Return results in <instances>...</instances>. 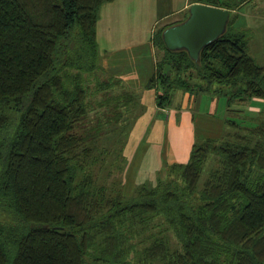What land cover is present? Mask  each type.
Listing matches in <instances>:
<instances>
[{
  "label": "trees",
  "instance_id": "16d2710c",
  "mask_svg": "<svg viewBox=\"0 0 264 264\" xmlns=\"http://www.w3.org/2000/svg\"><path fill=\"white\" fill-rule=\"evenodd\" d=\"M113 1L0 0V264H132L129 236L157 217L176 249L164 231L151 234L140 264H264V66L247 53L237 16L196 60L165 47L162 33L177 23L156 28L145 89L160 110L180 90L226 97L228 112L261 100L259 116L226 120L220 139L194 141L185 163L168 166L169 180L142 184L129 200L121 182L98 185L88 170L101 138V123L78 132L91 81L96 93L119 87L100 67L96 40L100 8ZM122 90L100 105H129L133 94Z\"/></svg>",
  "mask_w": 264,
  "mask_h": 264
},
{
  "label": "rangeland",
  "instance_id": "374dc122",
  "mask_svg": "<svg viewBox=\"0 0 264 264\" xmlns=\"http://www.w3.org/2000/svg\"><path fill=\"white\" fill-rule=\"evenodd\" d=\"M217 1L211 0L212 3ZM246 1L239 9L234 10L236 13H232L231 16H237L235 26L242 30H245L242 28L245 27V24L250 25V20L255 21L256 18L263 20L258 21L252 30L246 31L249 33L248 41L251 47L247 49V53L253 57L256 63L264 66V0ZM160 2L164 3V0H160ZM185 3L186 0H174V2H168L162 6L161 9L164 11L174 9L178 12L165 21L166 25L182 23L186 20L190 7L182 10ZM136 50H134L133 56L139 57L141 64L138 62L133 65L128 63L124 68L116 64L115 69H126V73L139 74L141 68L145 67V60L149 62L152 57L155 59V54L152 56L146 48ZM105 57L106 54L99 52V62L102 68L104 67L101 65V61ZM108 59L111 58L108 57ZM102 80L104 81V79ZM120 81L122 82V80ZM91 82L92 107L78 132L85 133L101 123V138L95 142L97 150L93 151L90 158L92 162L95 158L99 161H95L94 164L91 163L88 170L95 176L98 185L109 187L112 183L121 182L122 195L128 200L135 196L136 189L140 185L145 184L147 188H151L157 182H165L170 179L168 166L177 164L163 156L168 138L167 114L170 111L173 113L176 124L179 123L181 114L187 113L186 116L191 119L189 124L194 132V141L201 143L206 139H220L227 129L226 120H232L236 124L245 122V125H249L246 122L250 120L244 121V119L259 116L262 105V102L251 101L250 104L242 105L241 112H228L226 97H218L214 93H205L196 96L194 100L189 96V103L182 108L181 99L178 96L183 92L177 90L172 93L171 105L167 110L165 109L166 111L161 112L155 108L153 91L138 86L133 89L134 99L129 105H122V99L116 104L113 100L106 105H100L106 96L119 95L121 89L114 86L107 92L96 93L94 87L97 84L94 80ZM123 83L125 82L123 81ZM89 147H92L91 143ZM98 150L101 151V154L98 153ZM205 174L204 170L198 184L203 182ZM149 228L139 236H129L130 240L127 244L131 247L128 254L130 263L140 264L142 249L148 245L147 238L151 234H159L161 230L167 236L170 246L176 249L173 232L168 230L163 218H153Z\"/></svg>",
  "mask_w": 264,
  "mask_h": 264
},
{
  "label": "crops",
  "instance_id": "0c3cea01",
  "mask_svg": "<svg viewBox=\"0 0 264 264\" xmlns=\"http://www.w3.org/2000/svg\"><path fill=\"white\" fill-rule=\"evenodd\" d=\"M226 1L218 0L220 3L217 5L219 6H211L220 7ZM241 1H243L242 5L247 2L246 0ZM162 2L160 0H114L111 3L102 5L100 8L96 25V40L99 52L106 54V57L101 61V65L110 78L119 81V89H124L122 91L133 94L135 86L145 88L148 79L154 72L156 57L155 59L152 57L149 62L145 60V67L141 68L139 74L126 73V69L121 70L117 67L115 69L114 66L117 64L124 68L128 63L133 65L138 62L141 64L139 57L133 56L136 49L146 48L154 56L155 49L151 43L154 30L165 25V21L170 16L178 13L174 9H168V11L161 9L164 4L172 3L174 0H164V3ZM196 3L210 5L202 0H186L182 10ZM220 8L228 10L230 14L236 13L224 7ZM258 21L263 20H260V18H256L255 21L250 20V25L245 24V27L242 28L250 31L257 25ZM249 48L251 47L248 41ZM108 57L111 59L109 60ZM178 97L181 99L182 108L186 107L190 101L189 95L183 92ZM253 101L261 102V100L257 99ZM155 108L157 109L156 106ZM166 110L160 111L164 112ZM186 115L187 113H182L179 123L176 124L172 111L167 114L168 138L165 143L163 156L165 158L168 157L173 163H185L188 160L190 148L194 142V132L189 124L191 119Z\"/></svg>",
  "mask_w": 264,
  "mask_h": 264
},
{
  "label": "water",
  "instance_id": "95a60500",
  "mask_svg": "<svg viewBox=\"0 0 264 264\" xmlns=\"http://www.w3.org/2000/svg\"><path fill=\"white\" fill-rule=\"evenodd\" d=\"M230 13L220 7L196 3L182 23L166 28L162 40L168 50H185L196 60L200 51L226 30Z\"/></svg>",
  "mask_w": 264,
  "mask_h": 264
}]
</instances>
